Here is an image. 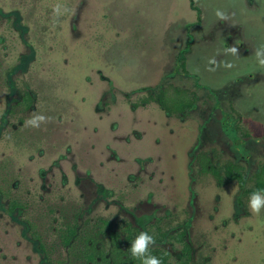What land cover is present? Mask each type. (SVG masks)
I'll return each mask as SVG.
<instances>
[{
  "label": "rangeland",
  "instance_id": "374dc122",
  "mask_svg": "<svg viewBox=\"0 0 264 264\" xmlns=\"http://www.w3.org/2000/svg\"><path fill=\"white\" fill-rule=\"evenodd\" d=\"M261 45L264 0H0V264H85L56 236L73 215L127 221L172 261L171 235L184 231L191 264H264V211L198 162L241 164L252 188L264 163ZM167 83L195 92L188 113L152 99ZM37 115L48 122L29 126ZM72 165L80 183L62 185Z\"/></svg>",
  "mask_w": 264,
  "mask_h": 264
},
{
  "label": "trees",
  "instance_id": "16d2710c",
  "mask_svg": "<svg viewBox=\"0 0 264 264\" xmlns=\"http://www.w3.org/2000/svg\"><path fill=\"white\" fill-rule=\"evenodd\" d=\"M178 69H181L182 72H186L184 57L182 55L177 58V70ZM151 97L153 100H156L167 114L175 113L183 115L188 113L194 107L196 102L195 92L168 83L159 86L154 97L152 95ZM27 100L28 102L26 105L30 102L28 97ZM198 159L200 172H210L217 177L219 181H236L238 185L242 187L244 194H252L257 190L264 192V163L259 165L258 171L253 175L252 188L245 189L247 180L245 178L243 165L227 161L217 167L211 163L207 154H201ZM4 169L5 166L0 165V173ZM0 175H3V173ZM6 181V179H0V190L5 186L4 182ZM16 205L17 203L13 202L11 207L14 208ZM108 227H110V223L101 218L93 225V229H84L80 232L76 230L74 223H67L65 228L59 231L58 237L61 238L64 244L69 245L71 249H74L79 253V257L87 264H141V261L133 258L130 253V247L135 238L132 236L131 227L128 224H125L124 227L127 232L126 249L120 247L115 238L117 234L114 232L110 233L114 239L112 240L109 252L99 250L96 247V243L99 242L98 240L101 237V234L104 235L105 233L104 228ZM161 236H163V234H161ZM171 238V240L179 242L182 246V255L176 260V264H191V248L185 241L182 232L176 235H171ZM149 252L151 255L159 258L161 264H174L169 259V252L159 246H151Z\"/></svg>",
  "mask_w": 264,
  "mask_h": 264
},
{
  "label": "flooded vegetation",
  "instance_id": "af4514ba",
  "mask_svg": "<svg viewBox=\"0 0 264 264\" xmlns=\"http://www.w3.org/2000/svg\"><path fill=\"white\" fill-rule=\"evenodd\" d=\"M247 2L249 3V4H252L253 3V0H247ZM101 78L102 79H108L107 77H105V76H103V75H101ZM27 97L30 99V102H29V104H27L26 105V103L28 102V100H27ZM32 101H33V94H31L28 90H24V92H23V94L21 95V97H20V99L16 102V104L17 105H19L21 108H23V109H27L28 107H31V105H32ZM156 101V100H155ZM98 109V107L96 106V110ZM98 111V110H97ZM21 137H25L24 139H29V137H28V134L26 135L25 134V136L24 135H22ZM13 138L14 139H16V138H18V136L16 135V132L14 131L13 132ZM61 159H64V158H60V160ZM60 165H59V161H53L52 162V166H51V169L53 168V167H55V168H58ZM60 168V167H59ZM78 166H76V165H72L71 166V168L69 169V170H67L69 173H67L65 170H62V169H60L59 170V172H60V182H61V184L62 185H66V183H68V181L70 180L71 181V179L72 180H74V182H75V184L76 185H78L79 183H80V177L81 176H77V177H73V174H75V173H78ZM49 171H50V169H49ZM9 172H11V171H9ZM13 172V171H12ZM12 172L10 173V176H9V178L11 177V175H12ZM2 173L4 174L5 173V169L4 170H2ZM46 174H47V171L46 172H43L41 175L43 176V178H45L46 177ZM68 174H70V175H72V176H68ZM8 178V179H9ZM80 178V179H79ZM11 179V178H10ZM62 217H64V216H62ZM61 217V218H62ZM103 219V220H105V221H107V222H109L110 223V227H108V228H104V230H105V233H104V235H102L101 234V237L99 238V242H97L96 243V247L99 249V250H103V251H107V252H109V249H110V246H111V243H112V240L114 239V237L110 234L111 232H114V233H116L117 234V236L115 237L116 238V240H117V242H118V244L120 245V247L122 248V249H126L127 248V245H126V237H127V232H126V230L124 229V227H125V224H128L130 227H131V233H132V236H134V238L140 233V232H142V230L141 229H139V228H133L132 227V225L129 223V222H127V221H120V224H119V226L117 227V230H115L114 228H113V226H112V223L109 221V220H107V219H105V218H102V217H99V218H97V219H95L94 221H92V222H90V221H85V222H83L81 225H79L78 224V222H77V216L76 215H73L72 217H69V218H65V219H63L62 218V221L61 222H59V224L57 225V226H55V228H56V233H59V231L61 230V229H63V228H65V225L67 224V223H74L75 224V227H76V230L78 231V232H80V231H83L84 229H93V225L96 223V222H98V219ZM154 228V230L155 231H158V227H153ZM182 232V234H183V236H184V231H181ZM180 232V233H181ZM57 237H58V234L56 235ZM58 240H59V244L60 245H62V246H64V247H67V248H69V250H73L74 251V253L76 254V252H75V250L74 249H71L70 248V246L69 245H67V244H64L63 242H62V240H61V238L60 237H58ZM103 240H105L104 242H103ZM42 241H45V239H43ZM186 241V240H185ZM188 244H189V242L188 241H186ZM177 243H179V242H177ZM104 244H107V246H105ZM44 244H42V243H39V246L40 247H42ZM155 246H159V245H156V244H154V245H152V247H155ZM189 246H190V248H191V252H192V247H191V245L189 244ZM160 247V246H159ZM182 246H181V244H180V248H179V255H178V258H176L174 261H172L171 260V255L169 256V259L171 260V262L172 263H174V264H176V260H178L180 257H181V255H182V248H181ZM162 248V247H161ZM162 249H164V248H162ZM166 250V249H165ZM166 251H168V250H166ZM169 252V251H168ZM78 254V257H79V253H77ZM169 254H170V252H169ZM191 259H192V256H191ZM79 260L81 261V262H84V260L82 259V258H80L79 257ZM85 263V262H84ZM85 264H87V263H85Z\"/></svg>",
  "mask_w": 264,
  "mask_h": 264
},
{
  "label": "clouds",
  "instance_id": "9594fccd",
  "mask_svg": "<svg viewBox=\"0 0 264 264\" xmlns=\"http://www.w3.org/2000/svg\"><path fill=\"white\" fill-rule=\"evenodd\" d=\"M67 11V9H64ZM55 14L57 16L61 15V6L57 5L55 8ZM232 54H237L238 49L233 47L228 50ZM254 55L258 61V64L261 67H264V45H261L254 51ZM48 117L44 115H37L30 118L27 121V124L34 128H39L42 123L48 122ZM249 208L251 212L255 215H259L264 211V192L257 190L252 193L249 198ZM155 239L152 235H149L147 232H140L135 239L133 240L130 253L131 256L135 259L141 261V264H161V260L156 256L150 254L149 249L154 245Z\"/></svg>",
  "mask_w": 264,
  "mask_h": 264
}]
</instances>
